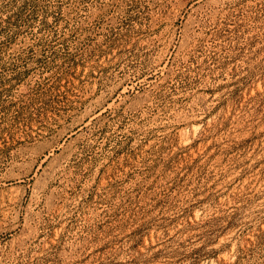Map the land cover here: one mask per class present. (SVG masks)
<instances>
[{
	"label": "rangeland",
	"instance_id": "rangeland-1",
	"mask_svg": "<svg viewBox=\"0 0 264 264\" xmlns=\"http://www.w3.org/2000/svg\"><path fill=\"white\" fill-rule=\"evenodd\" d=\"M22 151L0 264H264V0H0Z\"/></svg>",
	"mask_w": 264,
	"mask_h": 264
},
{
	"label": "bare ground",
	"instance_id": "bare-ground-1",
	"mask_svg": "<svg viewBox=\"0 0 264 264\" xmlns=\"http://www.w3.org/2000/svg\"><path fill=\"white\" fill-rule=\"evenodd\" d=\"M19 156L23 162L27 161V163H18L16 156L10 162H0V210L6 213L18 211L22 206L27 196L33 167L38 160L34 152L22 151Z\"/></svg>",
	"mask_w": 264,
	"mask_h": 264
}]
</instances>
